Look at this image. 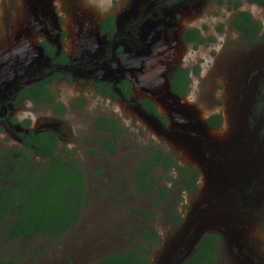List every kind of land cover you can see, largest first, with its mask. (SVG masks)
Returning a JSON list of instances; mask_svg holds the SVG:
<instances>
[{
    "label": "rangeland",
    "instance_id": "1",
    "mask_svg": "<svg viewBox=\"0 0 264 264\" xmlns=\"http://www.w3.org/2000/svg\"><path fill=\"white\" fill-rule=\"evenodd\" d=\"M229 1L0 0V150L20 146L18 132H26L20 123L29 119L31 130L59 134L56 156L79 163L87 182L77 223L57 238H11L5 228L15 216H8L0 226V264H94L138 246L150 228L162 237L152 264H179L208 232L222 238L216 264H264V102L256 108L264 93V43L234 28ZM240 1L239 10L249 11L264 30V6ZM111 15L118 32L109 37L99 27ZM192 28L205 39L197 47L183 40ZM43 40L74 60L69 70L60 69L72 81L52 88L66 105L85 96L80 112L68 107L56 115L52 106L30 101L14 108L18 88L52 69ZM178 68L189 69L183 98L171 91ZM127 77L133 86L128 101L105 98L92 81L117 84ZM143 98L156 102L158 116L142 107ZM102 114L117 119L122 136L94 128ZM215 114L227 122L224 128L207 125ZM247 120L248 136L242 134ZM106 137L114 139L117 154L100 148ZM152 146L177 163L167 172L157 169L160 186L170 188L161 205L158 191L135 189L138 166ZM48 162L35 156L40 168ZM184 167L199 172L193 191L174 186ZM174 211L182 215L177 226Z\"/></svg>",
    "mask_w": 264,
    "mask_h": 264
},
{
    "label": "trees",
    "instance_id": "2",
    "mask_svg": "<svg viewBox=\"0 0 264 264\" xmlns=\"http://www.w3.org/2000/svg\"><path fill=\"white\" fill-rule=\"evenodd\" d=\"M248 1L264 6V0ZM229 2L234 3L232 9L236 10L233 17L234 28L241 33L244 39L264 43L261 23L254 19L249 11L239 10L240 0ZM116 32V17L108 16L101 23V33L113 36ZM183 40L187 43H195L196 47L205 42L200 30L193 28L184 32ZM43 45L45 54L56 66H65L69 63L70 59L65 52L56 54V49L50 44L44 42ZM63 77L72 81L71 75L64 71H57V74L51 77L24 86L18 92L14 106L22 108V100L28 98L37 105H53L54 113L63 115L68 108L57 101L51 88V84ZM189 83V69L178 68L170 81L171 91L183 98L187 95ZM95 84L97 92L106 98L124 101L131 98V84L126 81L118 85L102 81H97ZM86 103L87 98L80 96L71 102V106L76 112H80ZM140 104L147 111L159 115L152 101L144 99L140 101ZM12 121L13 123L18 122L14 117ZM222 122V116L215 114L208 118L207 125L212 129H217ZM20 125L26 129V132H18L21 140L20 146L10 150H0V226L5 224L8 216L14 215V220L5 228V232L11 238L35 239L41 235H46L51 239L57 238L73 227L81 215L87 192L86 173L74 160L56 156L60 144V136L57 132L50 129L33 131L30 129L31 120L29 119L21 122ZM93 126L113 137L122 136L125 131L117 119L106 114L97 117ZM2 130L3 128L0 127V131ZM114 143L112 137H106L100 148L110 154H117L118 147ZM35 156L49 159V162L40 168L35 165ZM176 165V159L170 153L152 146L147 158L138 166L135 189L143 194H147L150 190L158 191L156 202L161 205L169 195L170 188L160 186L162 179L159 178L157 169L160 167L167 172ZM186 172L187 174L183 175ZM180 173L182 176L175 181L174 186L182 183V190L193 191L198 182L199 172L190 167H184ZM144 214L149 215L146 211ZM171 219L177 226L181 223L182 215L174 211ZM262 230L264 231V223ZM221 240L218 234L205 233L191 256L179 264H216ZM161 241L162 237L157 230L145 229L142 242L138 246L127 249L125 252L106 255L94 264H152L150 255L155 252Z\"/></svg>",
    "mask_w": 264,
    "mask_h": 264
},
{
    "label": "flooded vegetation",
    "instance_id": "3",
    "mask_svg": "<svg viewBox=\"0 0 264 264\" xmlns=\"http://www.w3.org/2000/svg\"><path fill=\"white\" fill-rule=\"evenodd\" d=\"M106 19V18H105ZM117 24V23H116ZM99 30H101V26L99 27ZM264 31V30H263ZM117 32H118V26H117ZM117 32L114 34V35H116L117 34ZM103 35H107V36H109V37H111V35H108V34H103ZM44 42H46L47 44H50L52 47H54L55 49H56V54H60L61 52H65L66 54H67V56H68V58L70 59L69 60V63L68 64H66L65 66H56L53 62H52V60H51V58L50 57H48L46 54H45V48H44V45H43V43ZM41 47H42V49H43V53H44V55L49 59V61H50V63H51V65H52V69L51 70H49L47 73H46V75H43L42 77H38V78H35L34 80H31L30 81V83H27V84H23L22 86H20L19 88H18V90L15 92V98H14V101H15V99H16V97H17V95H18V92H20V90L24 87V86H27V85H29V84H31V83H33V82H35V81H37V80H43V79H46L47 77H51V76H53V75H55V74H57V71H61L60 69H65V70H69V67L70 66H72L73 64H74V60L70 57V55L66 52V51H64V50H62V48L61 49H58L56 46H54L52 43H50L49 41H47V40H43L42 42H41ZM57 70V71H56ZM67 74V73H66ZM59 80H66V81H68L67 80V78L66 77H63V78H60V79H58L57 81H59ZM57 81H55L53 84H51V88H52V85H54ZM97 81H102V82H108V81H106V80H102V79H96V80H94V84H95V82H97ZM124 81H126V83H128V84H131V88H132V94H131V98H132V96H133V86H132V83H131V81L129 80V78L127 77V78H124V79H122L119 83H114V82H110V83H113L114 85H118V84H122ZM70 82V81H69ZM95 86H96V84H95ZM97 87V86H96ZM117 88V87H116ZM118 89V88H117ZM52 90H53V88H52ZM97 91V90H96ZM54 92V91H53ZM99 93V92H98ZM100 94V93H99ZM102 95V94H101ZM103 96V95H102ZM260 97H259V99H257L256 101H258V106H256V108L257 109H259V107H262L263 106V102H264V93L261 91V93H260V95H259ZM57 97V96H56ZM80 97V96H79ZM85 97V96H84ZM78 98V97H77ZM76 98V99H77ZM106 98V97H105ZM130 98V99H131ZM75 99V100H76ZM144 99H147V100H149V101H152L151 99H149V98H143V99H139V103H140V101L141 100H144ZM75 100H73V101H75ZM14 101H13V103H14ZM25 101H30V102H32V103H34L31 99H28V98H24L23 100H22V108H23V106H24V102ZM57 101H58V99H57ZM58 102H60V101H58ZM155 105H156V102L155 101H152ZM62 103V102H61ZM35 104V103H34ZM64 104V103H63ZM35 105H37V104H35ZM64 105H66V104H64ZM13 106H14V104H13ZM37 106H47V105H37ZM50 106H52V108H53V105H50ZM66 107L68 108V107H71L72 108V106H71V103L69 104V105H66ZM14 108H17V107H15L14 106ZM156 108H157V106H156ZM264 108V106L262 107V109ZM18 109H21V108H18ZM73 109V108H72ZM145 109V108H144ZM146 110V109H145ZM147 111V110H146ZM149 112V111H148ZM157 112L159 113V111H158V108H157ZM149 113H152V112H149ZM153 114V113H152ZM154 115V114H153ZM156 116H158V115H156ZM222 116V115H221ZM224 123H227L226 121H223L222 122V124L217 128V129H219L220 127H223V125H224ZM225 127V126H224ZM223 127V128H224ZM250 125H249V120H247V123H245V127H244V130H243V132H242V134H244V135H249V133H250ZM210 129H212V128H210ZM226 129V128H225ZM214 130H216V129H214ZM237 138H240L241 139V142L242 143H249V141H248V139H247V137H245V140L244 139H242L240 136H238ZM248 165L250 166L251 165V163L249 162L248 163ZM250 167H247V169H249ZM172 169V168H171ZM204 182H206V179H205V181ZM250 181H248V183H249ZM208 232V231H207ZM200 241V240H199ZM198 244V243H197ZM196 244V245H197Z\"/></svg>",
    "mask_w": 264,
    "mask_h": 264
}]
</instances>
